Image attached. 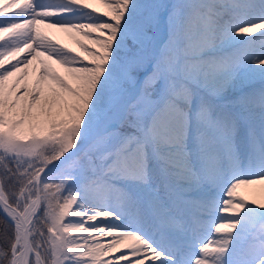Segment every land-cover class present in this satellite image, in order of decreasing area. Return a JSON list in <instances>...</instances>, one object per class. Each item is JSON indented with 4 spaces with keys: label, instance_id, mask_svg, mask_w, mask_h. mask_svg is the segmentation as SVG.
<instances>
[{
    "label": "snow or ice",
    "instance_id": "1",
    "mask_svg": "<svg viewBox=\"0 0 264 264\" xmlns=\"http://www.w3.org/2000/svg\"><path fill=\"white\" fill-rule=\"evenodd\" d=\"M254 185L264 0H0V264H264Z\"/></svg>",
    "mask_w": 264,
    "mask_h": 264
},
{
    "label": "bare ground",
    "instance_id": "2",
    "mask_svg": "<svg viewBox=\"0 0 264 264\" xmlns=\"http://www.w3.org/2000/svg\"><path fill=\"white\" fill-rule=\"evenodd\" d=\"M45 31L48 34L52 35L54 41L59 40L60 43L75 48V45L73 44L72 40L69 38L68 35L56 32L55 30L51 29H45ZM245 191L246 194L249 196L264 197V186L262 185H254Z\"/></svg>",
    "mask_w": 264,
    "mask_h": 264
},
{
    "label": "rangeland",
    "instance_id": "3",
    "mask_svg": "<svg viewBox=\"0 0 264 264\" xmlns=\"http://www.w3.org/2000/svg\"><path fill=\"white\" fill-rule=\"evenodd\" d=\"M87 43V41H85Z\"/></svg>",
    "mask_w": 264,
    "mask_h": 264
}]
</instances>
